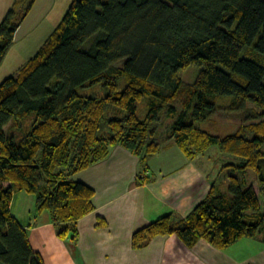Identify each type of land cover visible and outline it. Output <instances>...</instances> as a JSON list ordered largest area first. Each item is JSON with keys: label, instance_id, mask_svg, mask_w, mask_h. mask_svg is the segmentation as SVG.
Masks as SVG:
<instances>
[{"label": "trees", "instance_id": "trees-1", "mask_svg": "<svg viewBox=\"0 0 264 264\" xmlns=\"http://www.w3.org/2000/svg\"><path fill=\"white\" fill-rule=\"evenodd\" d=\"M36 1L13 0L0 23V65ZM70 1L41 47L0 84V264H44L10 212L14 194L33 196L57 237L76 243L94 190L70 176L117 146L138 158L137 185L149 158L171 144L189 159L217 147L232 168L226 192L212 185L184 219L150 222L132 235L134 250L174 235L188 249L202 240L223 251L264 235V0ZM190 66L203 70L188 85L179 71ZM97 87L103 96L84 94ZM222 99L250 122L224 137L195 126ZM163 120L170 124L160 138Z\"/></svg>", "mask_w": 264, "mask_h": 264}, {"label": "crops", "instance_id": "crops-1", "mask_svg": "<svg viewBox=\"0 0 264 264\" xmlns=\"http://www.w3.org/2000/svg\"><path fill=\"white\" fill-rule=\"evenodd\" d=\"M50 3L35 2L0 65L3 77L20 69L53 31ZM12 4L13 0H0V23ZM211 158L198 154L189 159L177 146L168 145L149 158L147 180L137 185L138 158L114 147L102 162L70 176L94 190V210L78 220L76 243L57 237L48 214L38 213L35 198L27 193L14 194L10 212L44 264H264L263 234L223 251L202 240L188 249L174 235L155 237L141 250L132 248L136 231L164 215L184 219L208 195L218 157Z\"/></svg>", "mask_w": 264, "mask_h": 264}, {"label": "rangeland", "instance_id": "rangeland-1", "mask_svg": "<svg viewBox=\"0 0 264 264\" xmlns=\"http://www.w3.org/2000/svg\"><path fill=\"white\" fill-rule=\"evenodd\" d=\"M70 3H71L70 0H51L50 4L52 6L49 7V10H51V12H50L48 20L51 23H53L54 28L62 20L63 16L65 15V13L67 12L69 8ZM17 66L13 68H19ZM11 69L12 67L8 66V71ZM16 70L13 69L12 70L13 75H7V77L15 76L19 69L17 71ZM202 70H203V67L190 66L185 70L179 71V77L181 78L184 84L190 85L196 80V78L198 77V75L200 74ZM4 74L5 72L0 74V84L3 80L7 78V77H3ZM84 94L88 96L90 95L103 96L104 92L103 90H101V88L97 87L95 89L85 91ZM218 103L220 105L219 110L212 117H210L209 120L202 121V122L201 121L195 122V126L205 129L209 131L211 134H214L216 136L224 137L226 135L234 133L241 125H246L247 123L250 122V121H246L247 113L245 111L243 110L237 111V110L228 109L227 106L230 105V102L227 99H222ZM247 107L250 108L251 105H247ZM142 108H143V105L139 104L138 110ZM168 124H170V120H163L161 124H159L158 130L160 131V133L158 134H161V131H163L165 129L164 127L167 126ZM163 134L159 135V137L160 138L163 137ZM200 154L201 155L208 154L209 158L212 157L210 161L218 157L216 161H213L214 163L213 166H215L213 168V171L214 170L215 171L213 173L214 180H213L212 185L217 187L218 191L226 192L228 176L232 174L231 172L232 168L227 167V165H229V162H230L229 157L222 155L220 151L217 149V147H210L206 151ZM247 178L250 181L249 184L254 186L255 190L258 191L257 194H258L259 202L262 203L263 201H262L261 195L259 194V185L257 183L256 176L253 174V172L248 171Z\"/></svg>", "mask_w": 264, "mask_h": 264}]
</instances>
